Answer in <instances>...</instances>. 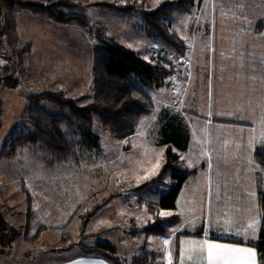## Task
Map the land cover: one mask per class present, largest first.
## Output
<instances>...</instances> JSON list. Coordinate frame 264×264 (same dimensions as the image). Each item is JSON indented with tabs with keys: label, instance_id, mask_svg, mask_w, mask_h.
Returning a JSON list of instances; mask_svg holds the SVG:
<instances>
[{
	"label": "rangeland",
	"instance_id": "obj_1",
	"mask_svg": "<svg viewBox=\"0 0 264 264\" xmlns=\"http://www.w3.org/2000/svg\"><path fill=\"white\" fill-rule=\"evenodd\" d=\"M72 1L80 5L77 12L91 24L103 26L106 35L121 47L172 71L159 88L143 86L132 76L151 97L153 110L139 118L130 137L114 139L97 118L93 119L91 130L99 138V148L91 163L54 165L28 151L18 158H4L3 143L33 133L26 119V96L61 90L83 105L91 101L93 93L91 32L25 11L15 13L16 45L30 43V51L17 57L25 71L13 74L18 85L4 88L0 83V219L9 228L1 237L5 243L0 244V264L55 258L54 248L79 242V216L111 193L117 195L91 218L87 231L93 234L83 243H111L122 257L144 247L145 253L167 263L171 257H163L166 246L161 235H129L124 230L145 226L156 213H172L158 207L160 195L171 185L170 178L158 186L157 193L135 190L152 178L159 169L155 165L162 163V121L179 119L191 137L186 152L174 150L186 167V163L238 162L246 166L251 162L262 174L254 159L257 150L252 149L257 135L264 134V120L257 117L252 122L251 116L264 109V0H195L190 10L173 9L164 23L184 44L183 54L153 38L138 12L124 15L87 4L98 0ZM108 1L153 9L169 0ZM14 48L0 35V76L13 73L10 56H17L18 50ZM42 107L49 113L59 112L51 104ZM166 234L168 237L169 232ZM33 235L35 241L25 242L24 238ZM76 251L74 247L60 256Z\"/></svg>",
	"mask_w": 264,
	"mask_h": 264
},
{
	"label": "trees",
	"instance_id": "obj_2",
	"mask_svg": "<svg viewBox=\"0 0 264 264\" xmlns=\"http://www.w3.org/2000/svg\"><path fill=\"white\" fill-rule=\"evenodd\" d=\"M194 3L195 0H169L153 9H148L143 4L137 7L120 6L108 0L87 4L90 7L124 15L138 12L142 23L153 38L161 41L172 51L183 54L184 44L168 31L164 21L171 16L173 9L187 11L194 6ZM79 6L72 0H0V35L4 36L11 48L18 49L17 56L14 54L10 56L15 63L13 73L0 76V83L4 88L18 85L19 81L13 77V74L18 71L23 75L25 71L23 66L18 64L17 57L30 51V43L23 46L16 45L18 37L15 13L17 11H25L62 26L87 29L91 32L92 41L91 101L78 105L61 90L26 96V119L31 124L33 133L3 143L1 154L4 158H18L24 151H28L54 165L73 163L78 166L80 163H91L92 157L99 148V138L91 130L93 119L97 118L101 128L114 139L123 140L130 137L135 132L139 118L153 110L151 97L134 83L132 76L136 77L143 86L159 88L165 85V79L171 74V69L150 64L142 60L133 50L121 47L106 35L103 26L91 24L83 14L77 12ZM45 103L57 107L59 112L45 111L42 107ZM166 119L162 121L159 132V144L165 146L162 163L157 173L135 190L146 189L151 193H157L158 186L165 178H170L171 185L166 193L160 195L158 207L172 210L175 208L182 185L196 174L197 169L186 167L179 154L174 152V150L184 152L187 149L189 137L186 128L175 117ZM254 159L260 166L262 174L257 177L259 227L253 246L258 254L264 257V151H256ZM116 195L117 193H111L105 196L97 206L90 207L79 216V242L53 250L66 251L76 247L82 255L102 257L111 264H167L157 256L145 253L144 247L129 257H122L116 254L110 244L83 243V240L92 236V233L87 231L91 218ZM177 220L176 214L161 216L156 213L153 221L145 226L124 228V230L129 235L143 233L146 237L162 236ZM64 227L62 229L65 230ZM7 232H9L8 225L0 219L2 244L5 241H2L1 237ZM36 237L33 235L26 239H36ZM62 239H66V236Z\"/></svg>",
	"mask_w": 264,
	"mask_h": 264
},
{
	"label": "crops",
	"instance_id": "obj_3",
	"mask_svg": "<svg viewBox=\"0 0 264 264\" xmlns=\"http://www.w3.org/2000/svg\"><path fill=\"white\" fill-rule=\"evenodd\" d=\"M253 115L255 117L251 116L252 122L258 118L264 120V109ZM239 116L248 120L244 115ZM257 123L262 125L261 121ZM254 143L253 151L264 150V134L259 133ZM188 148L189 143L184 152ZM186 164L189 168H196L197 172L184 182L176 199L175 208L170 210L171 214L178 216V220L168 227L166 231L169 232L168 237H165L166 233L162 235V243L166 246L163 257L165 259L171 257L167 264H207L206 252L201 254L199 251V243L205 239L212 243L253 248L257 254L256 264H264V257H261L253 246L259 227L257 166L251 162L246 166L238 162L233 164L201 162L199 166ZM177 224L181 226L173 230ZM249 225L253 227L250 228ZM109 229L112 230L113 226ZM237 232L241 235H236ZM245 235L250 239L245 240ZM24 239L25 242L36 240ZM165 240L168 241L167 244L164 243ZM104 243L110 244L117 251L118 247L108 242ZM171 243L173 249L169 250ZM0 244L2 245V242ZM73 248L66 251L53 250L52 252L58 255L55 258L29 260L21 264H111L102 257L82 255L78 249L74 254L60 256Z\"/></svg>",
	"mask_w": 264,
	"mask_h": 264
},
{
	"label": "snow or ice",
	"instance_id": "obj_4",
	"mask_svg": "<svg viewBox=\"0 0 264 264\" xmlns=\"http://www.w3.org/2000/svg\"><path fill=\"white\" fill-rule=\"evenodd\" d=\"M159 167L160 165L157 163L155 168L158 169ZM160 215L168 216L171 215V213L161 212ZM249 227L251 228L253 226L249 225ZM235 234L241 235L240 232ZM249 239L250 238L245 235V240ZM164 243L167 244L168 241L165 240ZM199 251L201 254L206 252L207 264H256L255 257L257 254L253 248L238 247L232 244L212 243L205 239L203 242L199 243Z\"/></svg>",
	"mask_w": 264,
	"mask_h": 264
},
{
	"label": "water",
	"instance_id": "obj_5",
	"mask_svg": "<svg viewBox=\"0 0 264 264\" xmlns=\"http://www.w3.org/2000/svg\"><path fill=\"white\" fill-rule=\"evenodd\" d=\"M14 69H15V63H14Z\"/></svg>",
	"mask_w": 264,
	"mask_h": 264
}]
</instances>
